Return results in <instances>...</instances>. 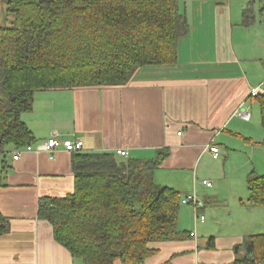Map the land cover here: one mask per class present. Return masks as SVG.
I'll return each mask as SVG.
<instances>
[{
  "label": "crops",
  "instance_id": "1",
  "mask_svg": "<svg viewBox=\"0 0 264 264\" xmlns=\"http://www.w3.org/2000/svg\"><path fill=\"white\" fill-rule=\"evenodd\" d=\"M178 6L190 32L175 64L142 67L124 84L34 94L32 109L20 118L35 142L19 150L18 160L7 156L0 188V213L9 220L0 264H83L37 217L39 199L74 190L73 153L58 148L50 158L35 150L53 135L81 141L83 152L126 150L139 160L169 151L155 183L181 198L195 192L204 220L194 221L192 209L181 206L176 228L188 234L152 244L155 253L145 264H233L244 255L246 238L264 234V205L249 203L247 186L250 174L264 175L259 104L248 98L264 82V0H178ZM238 110L250 118L241 119ZM209 145L218 148L217 159Z\"/></svg>",
  "mask_w": 264,
  "mask_h": 264
},
{
  "label": "trees",
  "instance_id": "2",
  "mask_svg": "<svg viewBox=\"0 0 264 264\" xmlns=\"http://www.w3.org/2000/svg\"><path fill=\"white\" fill-rule=\"evenodd\" d=\"M0 1L12 18L0 27V188L7 156L35 142L20 116L32 109L36 92L124 84L142 67L173 65L190 32L178 0ZM242 15L249 25L250 8ZM254 99L264 131V97ZM168 154L139 160L73 153V193L39 199L37 217L83 264H145L152 244L188 234L176 228L180 193L154 181ZM247 186L249 203L264 205V175L250 174ZM8 230L0 213V236ZM241 248L233 264H264V234Z\"/></svg>",
  "mask_w": 264,
  "mask_h": 264
},
{
  "label": "built area",
  "instance_id": "3",
  "mask_svg": "<svg viewBox=\"0 0 264 264\" xmlns=\"http://www.w3.org/2000/svg\"><path fill=\"white\" fill-rule=\"evenodd\" d=\"M257 97H264V82L259 87L251 89L249 92L248 98L254 99ZM241 107H243V104L241 105ZM236 115L244 120H248L250 118V112L247 110H238L236 112ZM178 135H180V133H178ZM82 146L83 144L79 140L62 139L58 135H53L47 141L40 143L38 146H36L35 150L46 152L49 154L51 158L53 152L58 148H62L68 153H77L79 151H82ZM30 147H27L25 149L30 150L31 149ZM207 151L212 154V157L214 159H217L219 157V150L217 147L209 145L207 147ZM20 154H21V151L19 150L13 152L12 160L14 161L18 160ZM115 154L121 158L129 157V153L126 150H117L115 151ZM200 184L206 188H211L213 186V184L208 180H203L201 181ZM180 203L182 206H189L192 209L193 215H194V221L204 220V217L198 214V211L202 209L203 204L199 200L195 192H193L190 195L182 197L180 200Z\"/></svg>",
  "mask_w": 264,
  "mask_h": 264
},
{
  "label": "rangeland",
  "instance_id": "4",
  "mask_svg": "<svg viewBox=\"0 0 264 264\" xmlns=\"http://www.w3.org/2000/svg\"><path fill=\"white\" fill-rule=\"evenodd\" d=\"M6 9H7V7L4 4V2L0 1V27L9 25L11 20H12V18L7 15ZM0 97L3 98L4 97L3 94H0ZM254 105H257V103H255ZM261 207H263V206H261Z\"/></svg>",
  "mask_w": 264,
  "mask_h": 264
},
{
  "label": "bare ground",
  "instance_id": "5",
  "mask_svg": "<svg viewBox=\"0 0 264 264\" xmlns=\"http://www.w3.org/2000/svg\"><path fill=\"white\" fill-rule=\"evenodd\" d=\"M253 100V99H252Z\"/></svg>",
  "mask_w": 264,
  "mask_h": 264
}]
</instances>
